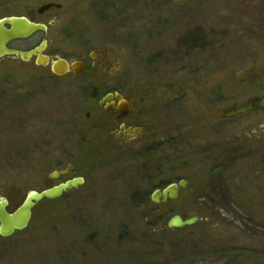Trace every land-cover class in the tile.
Instances as JSON below:
<instances>
[{
  "label": "rangeland",
  "instance_id": "374dc122",
  "mask_svg": "<svg viewBox=\"0 0 264 264\" xmlns=\"http://www.w3.org/2000/svg\"><path fill=\"white\" fill-rule=\"evenodd\" d=\"M48 4L60 8L36 12ZM10 17L52 20L50 56L76 61L106 48L115 63L67 80L0 60L7 211L55 186L49 176L69 163L72 177L86 178L35 205L26 229L0 237V264H215L233 250L264 249V110L222 115L264 94V0H0V20ZM195 36L210 52L192 53ZM101 86L144 93L150 146L167 123L163 152L141 157L90 142L85 114L96 122L102 111L80 89ZM182 180L176 201L151 203L155 190ZM174 216L198 222L169 230Z\"/></svg>",
  "mask_w": 264,
  "mask_h": 264
},
{
  "label": "flooded vegetation",
  "instance_id": "af4514ba",
  "mask_svg": "<svg viewBox=\"0 0 264 264\" xmlns=\"http://www.w3.org/2000/svg\"><path fill=\"white\" fill-rule=\"evenodd\" d=\"M53 8V7H52ZM51 9V8H50ZM59 9V8H58ZM29 22H32L28 20ZM35 24H41L32 22ZM54 22L51 20L49 24H41L46 28L45 32H37L31 35L29 38L24 40H15L11 41L7 44V47L10 49L16 43H28L32 42V46L28 50H19V51H32L38 48L42 43H45V51L43 52L44 56L47 57H56L50 56L47 54V39H48V27L53 26ZM4 28H9L5 26ZM199 44H206L204 47ZM190 48L192 49V53L203 54L208 53L211 50V46H209L206 42L202 41L201 37L195 36L194 39L190 42ZM18 50V49H15ZM11 58V57H7ZM60 58V57H59ZM13 59V58H12ZM87 59L90 60L89 64ZM15 60V59H14ZM114 58L111 57L109 51L106 48L92 50L88 58L86 56L81 57L76 61H68L71 62H80L84 65V71L80 75H73L72 73H68L62 77L53 76L50 73V65L46 67H38L35 65V57H33L29 62L24 63L17 59L18 62L23 63L25 66H30L38 70H44L45 74L55 77V78H64L67 80H78L81 76L86 73V70L89 69L90 66H95L100 71H105L108 67L114 65ZM253 72V68L247 70L246 72H241L239 75H246ZM81 94H87L90 96V100L92 99L94 103H97L98 108L102 111V115H100L99 119H96V122L91 121L90 113L85 114V120L89 123L87 126L88 131H92L94 136L90 139L91 143H97V145L103 146L112 145L113 149L120 150L123 146H126L127 152L135 154L137 156L144 157L146 154L156 151L159 153L163 152L164 142L166 137V128L167 123L163 122L160 124L159 133L161 134L160 142L157 147L150 146L149 142L155 138L154 131L147 124L146 119V111L144 107L140 104L141 98L139 96L144 93H137L133 88L129 89V94L124 95L120 89H112V90H103L102 86L97 88H82L80 89ZM111 96L112 98L107 102H103L104 98ZM116 96L121 97L122 102L126 103V106H120L119 101L115 99ZM234 106H238L237 104H232ZM230 106V105H229ZM225 109V108H224ZM223 115V112H222ZM164 121V117H163ZM104 136H102V135ZM100 135V136H98ZM83 140L81 143H84ZM98 147H96L97 149ZM101 148V147H100ZM100 148L98 151H100ZM72 168L69 171L68 176H60L58 177V184L65 183L68 180H73L75 177H72L75 173V166L72 163H69L65 168L55 171L59 172L65 170L67 168ZM83 180V184L85 183V175L81 177ZM50 181L51 179L48 178ZM61 180V181H60ZM54 181V180H52ZM55 182V181H54ZM55 185V186H56ZM54 187V186H52ZM50 187V188H52ZM147 257L146 255H144ZM215 264H264V249L259 248H251V249H237L233 250L232 254L223 256L221 260Z\"/></svg>",
  "mask_w": 264,
  "mask_h": 264
},
{
  "label": "water",
  "instance_id": "95a60500",
  "mask_svg": "<svg viewBox=\"0 0 264 264\" xmlns=\"http://www.w3.org/2000/svg\"><path fill=\"white\" fill-rule=\"evenodd\" d=\"M60 8L58 5L48 4L41 6L37 9L38 14L49 10L50 8ZM8 26L9 28H4ZM44 25L35 24L29 22L25 18H4L0 20V60L5 57H11L13 59H19L20 61L27 63L33 57H35V65L38 67H46L50 65V73L56 77H62L68 73L73 75H80L84 71V65L80 62L69 63L65 59L59 57H47L43 55L45 51V43H42L38 48L32 51H19L10 49L7 44L15 40H24L37 32H45ZM112 97L108 96L104 98L103 102H107ZM115 99L119 101L120 106H126V103L122 102L121 97L116 96ZM264 110V94L260 97H253L248 99L242 106H227L223 110V118H233L241 116L250 112H256ZM72 168L52 173L49 178L51 180H57L60 176H68L69 171ZM83 185L81 178H75L68 180L65 183L58 184L52 188L36 192H29L21 205L13 212L7 211L8 202L5 198L0 197V237L8 238L15 232L23 231L28 226L32 209L35 205L42 201H54L61 198L64 194L72 189H77ZM188 183L184 180L178 183L167 185L162 190H155L151 196L150 201L156 206L166 205L170 202H174L178 199L179 193L187 188ZM198 222V218L192 217L188 219H182L179 216H174L167 223L169 230H181L195 225Z\"/></svg>",
  "mask_w": 264,
  "mask_h": 264
},
{
  "label": "trees",
  "instance_id": "16d2710c",
  "mask_svg": "<svg viewBox=\"0 0 264 264\" xmlns=\"http://www.w3.org/2000/svg\"><path fill=\"white\" fill-rule=\"evenodd\" d=\"M138 195V194H137ZM137 195H134L133 196V199L136 201V199H137ZM162 206H164V205H161L160 207H162ZM155 207H157V206H155ZM157 208H159V207H157ZM155 209V208H154Z\"/></svg>",
  "mask_w": 264,
  "mask_h": 264
}]
</instances>
